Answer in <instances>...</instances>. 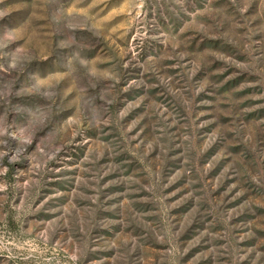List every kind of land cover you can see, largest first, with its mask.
I'll return each mask as SVG.
<instances>
[{
  "label": "rangeland",
  "instance_id": "obj_1",
  "mask_svg": "<svg viewBox=\"0 0 264 264\" xmlns=\"http://www.w3.org/2000/svg\"><path fill=\"white\" fill-rule=\"evenodd\" d=\"M0 264H264V0H0Z\"/></svg>",
  "mask_w": 264,
  "mask_h": 264
}]
</instances>
